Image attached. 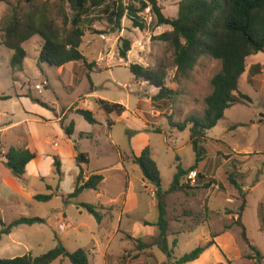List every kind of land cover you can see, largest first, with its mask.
I'll return each mask as SVG.
<instances>
[{"label":"rangeland","instance_id":"374dc122","mask_svg":"<svg viewBox=\"0 0 264 264\" xmlns=\"http://www.w3.org/2000/svg\"><path fill=\"white\" fill-rule=\"evenodd\" d=\"M158 1L165 15L178 16L181 0ZM36 2L49 3L52 16L57 19L58 24H62L63 21L61 13H58L60 8L66 10L70 19L72 17L73 10L68 0H36ZM107 2L112 4V0ZM140 4L141 0H123L125 7H139ZM25 8H27L25 0H0V34L13 9ZM113 10V6L108 13H105L103 8H96L83 21L85 35L80 50L86 56L87 62L93 63L92 71L83 61L60 68L40 63L39 57L44 40L39 35H35L23 45L28 52L23 70H13L11 66L13 51L0 44V96H29L48 103L51 108L54 106L56 109L47 108L31 98L23 100L22 103L20 98L0 100V127L10 122L13 124L4 133L0 131L2 152L5 153L11 146H15L21 149L29 147L38 153V162L47 179L46 181L40 178L28 179L29 188L36 194L49 193L48 184L55 183L56 177L51 160L53 157L47 158V153L56 141L62 145L63 139L60 123L38 121L39 117L35 114L56 117V113L61 114L62 110L68 115L77 107L89 109L101 122L91 124L75 111L72 117L76 121L79 134L95 131L100 141L107 146L105 148H109L110 161L117 156L116 150L110 145V136L121 144L122 149L129 147L131 135L127 133L125 127L129 121L118 120L112 126L110 134L106 125L107 114L101 108L99 99L129 105L130 113L127 115L133 127L140 126L142 121H146L151 124L153 130L159 132L153 135L152 141L157 144L155 157L161 167L163 187L172 183L179 164L183 168L196 164V153L189 141L190 129L180 130L176 125L184 122L189 115L204 114L207 107L205 98L212 92L211 81L220 71L221 61L206 55L199 59L188 76L179 75L174 63L173 49L157 37L170 30V26H157L155 16L149 8H146L139 13L141 20L146 23L145 29L134 27L127 14L120 20V26L115 27L114 19L111 18ZM123 39L132 42L127 59L121 58L119 54ZM261 56L264 67V53ZM131 63L164 68L167 72V87L176 90L178 95L173 99L153 104L150 97L156 94L158 89L137 80L129 69ZM251 63L252 59H248L247 72L240 80V90L249 95L252 101L233 105L226 110L218 124L207 131V140L202 143L206 156L200 163L201 171L197 170L202 174V178L197 176L196 181H192L189 176L185 177V183L189 187L176 192L171 200L166 197V201L170 203H187L184 204V211L188 216H183L186 219L181 228L188 227L190 220L200 222L208 218L214 228L223 229L222 239L216 248L220 262L213 264H256L255 251L250 245L256 246L264 256V227L261 226L258 216L264 204V72L260 76L255 75L254 79L257 82L251 83L249 74ZM88 73L92 76L93 85ZM25 109L34 115L27 114ZM113 118L115 121L118 119L115 113ZM70 123L69 120L67 124ZM82 146L91 150L90 141H83ZM231 174L242 185L244 193L230 182ZM113 185L115 186V183ZM152 190L156 192V187H148L149 194L146 195L151 202L154 200L151 195L156 197ZM112 191L114 192L115 189ZM61 197L56 194L49 202L23 199L30 204L20 203L9 199L8 196L0 197V217L7 224L24 215L48 219L46 224L22 225L15 228L13 234L3 235L0 240V259L25 254L33 256L44 254L56 247L58 239H61L59 232L65 239L64 245L70 251L77 250V247H80L79 243H86L87 238H81L82 242H77L78 238H73L71 235L73 229L70 227L66 226L64 230L56 231V225L58 226L59 221H62L58 214L64 206ZM244 201L246 207L242 211L240 208ZM206 207L209 213L207 216L204 212ZM77 212L72 207L67 211L71 217L78 216ZM158 212V207H154L147 215L152 219L158 216ZM84 213L86 217L92 216L85 209ZM91 218L97 224L96 219L93 216ZM167 218L170 221L169 234L172 230L175 232L180 225L174 223L178 218L175 211L171 210ZM157 238L158 236L144 241L147 246L143 250L145 256H151L150 250L153 249L159 263L167 259L163 264H175L177 256L181 257L208 242L199 240L191 233L183 234L179 236V244L177 241L176 246L174 240H168L173 250V258H168L156 244ZM137 240L139 239H134L133 242L135 249L139 250ZM53 264H71V262L63 258ZM261 264H264V257Z\"/></svg>","mask_w":264,"mask_h":264},{"label":"trees","instance_id":"16d2710c","mask_svg":"<svg viewBox=\"0 0 264 264\" xmlns=\"http://www.w3.org/2000/svg\"><path fill=\"white\" fill-rule=\"evenodd\" d=\"M27 8L13 9L5 21L0 34V44L13 51L11 66L13 70H23L25 59L28 52L24 48V43L39 35L43 38L44 44L40 53L39 62L47 63L51 67H64L77 61H83L87 68L92 71L93 63H88L86 56L80 50L85 29L82 24L84 19L92 10L103 8L105 13L111 12V18L114 19L115 27L120 26V20L127 14L134 27L145 29L146 23L141 20L139 13L146 8L156 18V25H168L171 27L160 35L158 39L170 45L174 52V63L177 67V73L182 76H188L197 65L199 59L209 55L221 61L220 71L212 78V92L205 98L206 109L204 114L189 115L182 123L177 124L180 130L190 129L189 141L196 153V164L189 168L177 166V171L173 177L170 188L165 191L162 186L161 171L158 163L152 156L150 146L143 149L141 155L133 156V161L139 165L144 178L156 187V197L158 200L159 218L156 225L159 228V235L156 244L168 256L173 258V250L168 243L169 221L167 218V209L165 196L169 192H176L185 189L188 184L185 183V177L193 171H196L198 165L204 160L206 153L202 146L203 141L207 140V131L215 127L224 117L227 109L238 103L251 102L249 95L241 92L240 80L247 72V59L251 55L264 53V0H181L177 17L165 15L162 6L158 0H141L139 7L123 6V0H112V4L107 0H68L70 2L73 14L70 16L60 8L63 19L62 24L57 23V19L52 16V9L49 3L39 4L36 0H25ZM69 24L71 26L69 27ZM132 42L129 39H123V45L119 54L121 58L127 59L131 51ZM131 73L137 80L144 81L158 89V92L150 98L153 104L159 101L173 99L178 95L176 90L168 88L166 85L167 72L164 68H154L140 63H131L129 65ZM263 71V65L255 64L249 68L251 83L257 82L255 75ZM88 78L93 85L92 76L88 73ZM9 95L0 96V100L11 99ZM33 101L48 105L39 99L31 98ZM101 108L107 115L113 113L122 115L127 111L124 104L111 102L105 99H99ZM80 114L91 124H98L93 111L84 108H78ZM108 124H112L108 119ZM75 123L66 127L68 135H72ZM38 153L29 147L24 149L11 146L7 152H2V142L0 139V157L3 158L6 167L11 171L12 176L23 184L27 181V165L37 157ZM79 166L88 163L87 154L79 153L76 157ZM54 173L59 181L63 176L62 161L59 156H54ZM202 174L197 172L198 178ZM102 174H93L85 179L81 169L77 179L76 186L72 193L68 195L69 199L77 198L84 190H98L103 183ZM230 182L244 193L243 187L235 177L229 176ZM161 183L159 186L158 184ZM49 193H37L34 199L38 202H49L56 195V190L48 186ZM246 201L242 204L240 210L246 207ZM98 222L102 221V214L97 210V206L84 203L82 204ZM261 226L264 227V204L258 212ZM48 219L40 216H21L12 220L9 224L0 217V240L3 235L12 233L13 229L21 225L46 224ZM246 234V227L244 226ZM136 241V240H135ZM139 250H143L147 244L143 240H137ZM177 240H174L176 246ZM213 244L214 240L204 245L197 246L189 253L175 259V264H187L197 260ZM255 251L254 258L256 264H261L263 259L262 252L254 245H250ZM67 258L71 264H91L89 252L86 248H79L70 251L61 240L58 239L56 247L50 249L44 254L33 256L25 254L13 258H2L0 264H52L57 259ZM250 263L249 261H246ZM125 264V260L122 261Z\"/></svg>","mask_w":264,"mask_h":264},{"label":"crops","instance_id":"0c3cea01","mask_svg":"<svg viewBox=\"0 0 264 264\" xmlns=\"http://www.w3.org/2000/svg\"><path fill=\"white\" fill-rule=\"evenodd\" d=\"M262 54L263 52H260L248 57V59H252V63L249 64V68L255 64L263 65L261 61ZM263 72L264 67L263 71L256 76H260ZM16 96L17 95L12 98H20L19 100L21 103L23 100L31 98L24 95H19V97ZM46 104L48 105V103ZM126 107L127 111H125L122 115L115 114L118 117L116 121L113 118L114 113L107 115L106 125L110 134L112 126H114L118 120L127 119L129 122L126 123L125 127L127 133L131 135L129 139L130 145L129 147H126V149H122L121 144L117 143V141L110 136V145L112 149H115L117 152V156L113 161L109 160V148H105L107 146L100 141V138L95 131L81 132L80 134L78 133L76 121L72 116L80 107H77L74 112L68 115L67 112H63L62 110L61 114L56 113V117L39 116L38 114H35L39 117L37 118L38 121H55L60 123L62 127L61 136L63 143L61 145L60 142L56 141L52 144L54 146H51L50 150H48L47 158H51L52 156L53 159L51 158V160L54 162V155L59 156L62 161L63 176L60 181L54 178L55 183L48 184V186H52L54 190L57 188L56 194L62 196L61 198L64 206L60 209L58 214L61 216V222H66L67 227L73 229L71 234L73 238H78L77 242H82L80 241L81 238H87L86 243H79L80 245L78 246L80 247H77V249L83 247L88 250L91 264H120V262L125 259V264H163L167 261V259H163L161 263H159L157 255L153 249L150 250L151 256H145V251L135 249L133 242L134 239L148 241L152 238H156L160 233L159 228L156 225L159 214L157 217H153L152 219H150L147 215L154 207H158L157 197L150 194L154 199L152 202L146 197L147 193L149 194L147 191L148 187L150 188V186L154 185L144 178L141 168L132 159L133 156L141 155L143 149L150 146L152 156L158 163L161 171L159 162L155 157V146H157V144L155 145L152 141L153 135L157 131L153 130L151 124L146 121H142L140 126L133 127V123L127 115V113H130V107L127 104ZM47 108L56 110L54 106L51 108L48 105ZM25 110L27 114L34 115L31 111H28L27 109ZM108 119L111 120L112 124H108ZM69 120L75 123L72 135H68L66 132V127L71 124H67ZM12 125L13 124L10 122L5 126L0 127V131L4 133V131ZM101 125L103 124L101 123ZM83 141H90V151L82 146ZM79 153L87 154L89 162L83 163L79 166L76 162V157ZM38 160L39 156L37 155L35 159L28 163L26 168L27 178H40L43 181H46L47 176L42 173L41 165ZM200 163H202V161ZM81 169L83 170L85 179H88L93 174H102L104 176L103 183L98 190L87 189L84 190L77 198L69 199L68 195L74 191L76 179ZM201 169V164H199L197 170L201 171ZM176 171L174 172V175ZM28 179L26 184H23L15 179L12 176L11 171L6 167L3 158L0 157V197L5 198L8 196L9 199L20 201V203L23 204H30V202L23 201V199L27 198L29 201H32L36 193L29 188ZM113 183H115V186ZM170 185L171 182L168 186L163 187L164 190L167 191L170 188ZM112 189H115V191L113 192ZM176 192L167 193L165 196V202H167L166 197L171 200V197L175 195ZM84 203L97 206V210L101 212L103 216L101 222L96 220L97 224H95L91 218L93 215L82 206ZM184 204L187 203L180 202L177 204L170 203L169 201L166 204L167 214H169L171 210L175 211L178 218L174 220V223L177 222L180 225L175 232L172 230L168 234V240L177 239L179 244V236L186 233L193 234L199 240H207L208 242L214 240L215 244L207 249L197 260L189 262V264H213L215 262H220V257L217 255L216 248L220 243V239H222L223 229L221 227L214 228L211 221H208V218H205V220L200 222L190 220L191 222L188 227L185 229L181 228L182 223L184 225L186 219L183 216H188L187 212L184 211ZM71 207L78 211V216L76 215L75 217H71L68 215L67 211ZM207 208L208 207L204 210L206 216L209 214L207 212ZM84 209L92 216L86 217ZM61 222L59 221V225ZM59 225H56V231H62V229L59 228ZM1 228L2 227L0 226V230ZM13 231L8 234V236L13 234ZM58 235L61 237L60 240L64 244L65 239L62 233L59 232ZM81 244L84 245L81 246ZM176 248L177 247H175V249ZM131 251L132 255H130ZM153 252L154 254L152 255ZM177 258L179 257L177 256ZM61 259H57L53 263L61 261Z\"/></svg>","mask_w":264,"mask_h":264},{"label":"built area","instance_id":"2783aa9c","mask_svg":"<svg viewBox=\"0 0 264 264\" xmlns=\"http://www.w3.org/2000/svg\"><path fill=\"white\" fill-rule=\"evenodd\" d=\"M150 9V8H149ZM196 177H197V171H193L189 174V178L192 179V181H196ZM153 194L155 195L156 192L154 190H152ZM67 226L66 222H61V224L59 225L60 229H65Z\"/></svg>","mask_w":264,"mask_h":264},{"label":"water","instance_id":"95a60500","mask_svg":"<svg viewBox=\"0 0 264 264\" xmlns=\"http://www.w3.org/2000/svg\"><path fill=\"white\" fill-rule=\"evenodd\" d=\"M159 186L161 185V183L158 184Z\"/></svg>","mask_w":264,"mask_h":264}]
</instances>
